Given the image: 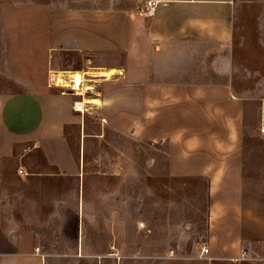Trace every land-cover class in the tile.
Masks as SVG:
<instances>
[{"label":"crops","instance_id":"obj_1","mask_svg":"<svg viewBox=\"0 0 264 264\" xmlns=\"http://www.w3.org/2000/svg\"><path fill=\"white\" fill-rule=\"evenodd\" d=\"M162 1L152 18L143 14L145 3L27 5L24 22L8 24L15 30L10 75L24 89L0 90V264H44L34 232L18 226L9 204L11 191L24 190L16 189L20 183L37 189L39 181L76 177L81 201L84 168L68 142L85 138L86 111L76 109L85 100L100 102L85 108L112 131L165 143L171 176L206 181L208 254L198 249L168 264H231L242 250L240 264H264V103L237 96L231 84L234 3ZM59 73L70 87L55 85ZM89 77L101 85L76 102ZM256 110L260 127L251 131Z\"/></svg>","mask_w":264,"mask_h":264},{"label":"rangeland","instance_id":"obj_2","mask_svg":"<svg viewBox=\"0 0 264 264\" xmlns=\"http://www.w3.org/2000/svg\"><path fill=\"white\" fill-rule=\"evenodd\" d=\"M145 1L0 0V90L24 89L10 75L9 41L15 30L8 24L23 23L27 5L126 9L140 8ZM232 1L231 84L237 96L261 105L264 0ZM86 80L76 102L101 85L98 78ZM254 112L257 122L251 131L260 127L258 110ZM99 118L90 109L84 112V140L74 134L68 142L84 168L81 201L76 177L52 178L43 185L39 181L37 189L25 180L16 188L24 190L10 192L18 226L34 232L44 264H168L194 256L206 241V186L200 183L205 180L171 176L165 143H140L112 131Z\"/></svg>","mask_w":264,"mask_h":264},{"label":"built area","instance_id":"obj_3","mask_svg":"<svg viewBox=\"0 0 264 264\" xmlns=\"http://www.w3.org/2000/svg\"><path fill=\"white\" fill-rule=\"evenodd\" d=\"M165 3H166V1H162V0H147L145 2V7L143 10L144 16L146 18L154 17L158 7L160 5H164ZM72 90H73V94H77V92L74 89H72ZM62 94H65V92H62ZM260 133L264 134V127H260ZM22 172H23L22 170H19L18 173L22 174ZM36 252H38L37 249H36ZM207 254H208V249L206 247H203L201 249V255H207ZM245 256H246V252L242 250L240 253L239 259H233L231 261V264H240V262L244 260Z\"/></svg>","mask_w":264,"mask_h":264},{"label":"bare ground","instance_id":"obj_4","mask_svg":"<svg viewBox=\"0 0 264 264\" xmlns=\"http://www.w3.org/2000/svg\"><path fill=\"white\" fill-rule=\"evenodd\" d=\"M52 79H54V83L57 86L70 87L69 82L64 80V78H63L61 73H59L56 76H53ZM91 103L94 104V105H99L100 104V102L98 100H92V101L91 100H85L83 103H77L76 104V109H77V111H83V112L84 111H88V110H86L85 105L86 104H91Z\"/></svg>","mask_w":264,"mask_h":264},{"label":"trees","instance_id":"obj_5","mask_svg":"<svg viewBox=\"0 0 264 264\" xmlns=\"http://www.w3.org/2000/svg\"><path fill=\"white\" fill-rule=\"evenodd\" d=\"M201 181H202V180H201ZM200 183H202L203 185L206 186V191H207V183H206V181H203V182H200ZM206 197H207V195H206Z\"/></svg>","mask_w":264,"mask_h":264}]
</instances>
